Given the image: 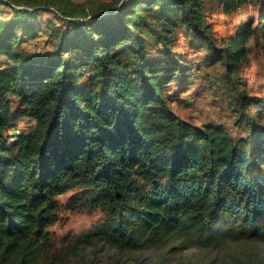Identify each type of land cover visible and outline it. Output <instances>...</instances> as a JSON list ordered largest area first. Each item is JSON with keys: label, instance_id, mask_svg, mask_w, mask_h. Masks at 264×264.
I'll use <instances>...</instances> for the list:
<instances>
[{"label": "trees", "instance_id": "16d2710c", "mask_svg": "<svg viewBox=\"0 0 264 264\" xmlns=\"http://www.w3.org/2000/svg\"><path fill=\"white\" fill-rule=\"evenodd\" d=\"M120 1L0 0L11 11L0 22V264L48 263L57 197L73 189V200L103 216L74 246L264 244V129L253 121L264 107L233 85L264 13L260 28L248 18L222 40L206 22L209 5L229 14L257 0ZM51 10L67 26L53 53L24 51L23 40L42 29L41 12ZM178 30L229 74L247 138L213 123L195 127L172 111L164 91L190 72L171 53ZM149 37L163 48L157 56L146 51ZM23 119L34 124L12 131Z\"/></svg>", "mask_w": 264, "mask_h": 264}, {"label": "rangeland", "instance_id": "374dc122", "mask_svg": "<svg viewBox=\"0 0 264 264\" xmlns=\"http://www.w3.org/2000/svg\"><path fill=\"white\" fill-rule=\"evenodd\" d=\"M87 2L88 5L101 7L114 5L120 0H69ZM85 1V2H84ZM89 1V2H88ZM126 0H121L120 3ZM206 22L219 40L232 34L239 24L248 18L255 19L258 29L260 14L264 13V0H257L254 5H247L229 14H223L222 7L215 3L208 6ZM51 12V13H50ZM41 12L38 24L42 27L36 38H25L21 48L28 53L48 55L53 53V46L59 33L66 29L60 14L51 10ZM11 11L0 6V22H7ZM51 22L52 28L46 23ZM260 28V27H259ZM171 45V53L177 55L190 68L186 77L169 84L165 89L171 109L181 120L195 127L213 123L223 126L234 138H247L249 127L239 122L240 113L231 104L232 80L225 69L209 63L208 52L187 35L178 30ZM163 48L152 38H147L148 55L157 56ZM248 59L240 63L233 76V83L238 93L244 92L251 98L250 103H261L264 107V31L258 30L247 44ZM257 109L248 104L246 113L252 115ZM264 110V109H262ZM257 129H264L262 118L253 117ZM34 122L23 119L17 122L12 131H26ZM79 189L70 190L57 197L58 219L48 231L52 242L53 254L46 264H264V244L257 242L221 241L214 247L204 248L183 238H169L156 247L142 251H118L104 242L90 246H74L76 239L90 230L103 219L98 210H92L73 200ZM77 247V248H76ZM57 253L58 258H51ZM60 253V254H59Z\"/></svg>", "mask_w": 264, "mask_h": 264}]
</instances>
